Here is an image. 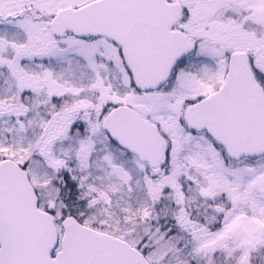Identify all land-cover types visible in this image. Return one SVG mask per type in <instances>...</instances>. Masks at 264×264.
Instances as JSON below:
<instances>
[{
	"label": "snow or ice",
	"instance_id": "1",
	"mask_svg": "<svg viewBox=\"0 0 264 264\" xmlns=\"http://www.w3.org/2000/svg\"><path fill=\"white\" fill-rule=\"evenodd\" d=\"M0 264H264V0H0Z\"/></svg>",
	"mask_w": 264,
	"mask_h": 264
}]
</instances>
